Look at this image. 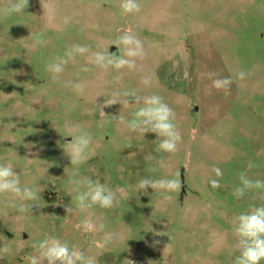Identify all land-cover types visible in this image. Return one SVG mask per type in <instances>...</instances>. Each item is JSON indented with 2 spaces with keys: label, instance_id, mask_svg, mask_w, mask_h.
<instances>
[{
  "label": "rangeland",
  "instance_id": "rangeland-1",
  "mask_svg": "<svg viewBox=\"0 0 264 264\" xmlns=\"http://www.w3.org/2000/svg\"><path fill=\"white\" fill-rule=\"evenodd\" d=\"M8 3L0 0V8ZM120 3L29 0L24 12L0 19V164L11 163L21 187L38 193L36 201L0 194V247L11 248L0 264H26L23 257L46 236L75 245L96 264H233L235 218L264 204V190L233 195L242 172L264 180V0H139L140 12L127 15ZM129 30L145 53L135 69L89 63L94 52H117L114 42ZM37 36L44 43L34 47ZM77 44L91 51L69 60L53 81L47 65ZM223 78L232 81L227 93L212 87ZM77 83L85 84L83 95L73 90ZM125 91L158 94L172 108L182 137L174 154L156 151L155 134L120 122L142 106ZM109 99L118 102L104 106ZM73 125L92 137L80 174L113 190L111 208L75 207L64 152ZM144 177L178 178L182 187L137 191ZM22 204L32 205L30 212H20ZM86 217L104 232L78 227ZM105 233L115 238L100 247Z\"/></svg>",
  "mask_w": 264,
  "mask_h": 264
},
{
  "label": "clouds",
  "instance_id": "clouds-1",
  "mask_svg": "<svg viewBox=\"0 0 264 264\" xmlns=\"http://www.w3.org/2000/svg\"><path fill=\"white\" fill-rule=\"evenodd\" d=\"M28 5L29 0H9L7 6L0 8V19H5L12 14L22 13ZM44 7L48 11H52L48 5H44ZM120 8L122 14H133L140 12L141 4L139 0H121ZM70 20V17H65L64 23L68 24ZM43 43V39L37 36L33 42V46L35 47ZM114 43L117 46V52H94L89 57V63L104 70H107L109 67L117 70L127 67L131 70L136 68L137 58H144L143 45L130 34V30L120 35ZM121 45L124 46L122 55L119 54ZM90 51V46L77 44L67 50L64 57L58 56L53 58L52 62L47 65V71L52 74L53 81L59 78L69 60L73 59L76 55L83 56ZM82 70L89 71L90 69L85 67ZM208 75L211 78L215 74L209 73ZM237 76L243 80L246 78V73L240 71ZM142 83L145 86H150L152 81L149 77H145ZM231 83L230 78L214 79L212 87L218 90L222 89L227 93L230 90ZM73 90L79 95H83L85 84H74ZM123 95L125 97H132L135 104L142 106L134 112L131 120H125L123 116H118L117 118L120 122L126 123L130 131H138L141 134H155L158 141L156 151L174 154L178 150V143L182 140V137L175 123V113L164 101L163 97L158 94L140 96L135 91H125ZM117 102L115 99H109L105 101L104 106H111ZM127 103H129L128 100L125 101V104ZM70 132L72 139L68 142L64 152L73 166L69 174V185L71 186L70 191L76 193L74 196L76 209L81 212H87L95 206L103 209L113 207L117 203L113 190L105 184L93 181L91 178L82 177L79 171V166L91 154V135L83 131L79 125L71 126ZM147 159H153V157L149 156ZM158 164L163 167L164 160L160 159ZM253 167H256V165L249 162L248 169H252ZM156 170V168L152 169L153 172ZM213 171L216 177H222L223 173L221 169L214 167ZM238 179L239 184L233 192V195L238 199L245 197L249 192L264 190V180H253L244 172L239 174ZM210 184L213 188L220 187L219 179H212ZM149 187L154 191L171 193L179 191L182 184L178 178L153 180L144 177L136 185L137 191H147ZM0 194H12L25 201H36L38 199V193L32 188L21 187L19 176L14 171L11 163L0 164ZM164 198L170 200L172 197L166 195ZM31 206L22 204L19 207V211L22 213L30 212ZM65 211L70 213L73 209L66 206ZM78 227H81L85 232H104L105 229L103 223L97 225L90 217L83 219ZM232 230L238 238L235 248L239 253L235 256L233 264H261V261H264V204L252 206L249 211L240 213L235 218ZM114 238L113 233H105L103 243L98 244V246L103 247L111 243ZM32 247L35 250V254H28L23 257L26 264H96L95 257L86 256L75 245L70 247L67 242L54 236H46L38 243H34ZM10 252L11 248L8 244L0 247V257Z\"/></svg>",
  "mask_w": 264,
  "mask_h": 264
}]
</instances>
